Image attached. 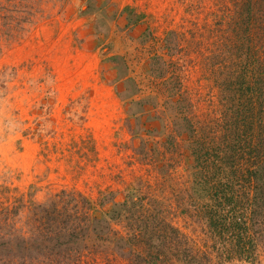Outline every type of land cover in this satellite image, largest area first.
Returning <instances> with one entry per match:
<instances>
[{
  "label": "rangeland",
  "instance_id": "1",
  "mask_svg": "<svg viewBox=\"0 0 264 264\" xmlns=\"http://www.w3.org/2000/svg\"><path fill=\"white\" fill-rule=\"evenodd\" d=\"M240 3L0 0V264H130L114 248L139 230L126 220L101 231L115 237L109 247L91 235L50 251L46 217L64 210L76 220L57 223L78 228L111 208L158 214L177 230L167 241L208 251L191 141L176 121L217 120ZM18 239L34 242L28 257L15 246L6 257L2 242ZM256 241L255 257L214 252L205 261L264 264V227Z\"/></svg>",
  "mask_w": 264,
  "mask_h": 264
},
{
  "label": "trees",
  "instance_id": "2",
  "mask_svg": "<svg viewBox=\"0 0 264 264\" xmlns=\"http://www.w3.org/2000/svg\"><path fill=\"white\" fill-rule=\"evenodd\" d=\"M237 37L235 47L227 51L222 81L218 83L222 103L217 120L210 119L206 124L180 116L176 121L178 134L191 141L192 168L205 200L198 211L206 220L212 240L208 251L201 254L200 250H187L178 241L180 236L175 237V242L167 241L165 234L173 227L165 219L161 220L158 214L143 216L124 207L111 208L100 218L83 216L88 222L79 228L57 223L58 218L67 224L76 220L67 210L53 214L54 219L48 213L46 222H51L52 234L42 236H46L50 251L69 252L74 245L78 248L87 244L91 235L106 241L109 247L115 237H105L101 231L111 221L126 220L129 230L133 225L139 230L132 229L134 235L127 240L117 237L114 248L130 264H167L172 261L171 256L190 257L191 264H211L205 260L214 252L216 257H255L256 234L264 227V0H241ZM153 68V75L160 76ZM133 239L144 241L134 244ZM28 243L30 248L34 244ZM143 243L147 245L146 257L140 252ZM2 245L6 257H11L14 246L18 248L17 254L28 257L26 240L4 241Z\"/></svg>",
  "mask_w": 264,
  "mask_h": 264
}]
</instances>
